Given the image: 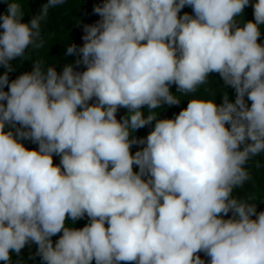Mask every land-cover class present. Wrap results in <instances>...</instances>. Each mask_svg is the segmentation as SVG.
<instances>
[{
	"label": "clouds",
	"instance_id": "9594fccd",
	"mask_svg": "<svg viewBox=\"0 0 264 264\" xmlns=\"http://www.w3.org/2000/svg\"><path fill=\"white\" fill-rule=\"evenodd\" d=\"M63 3L47 0L44 15ZM249 4L104 0L93 9L100 20L83 25L82 46H66L74 63L58 72L35 62L13 80L11 62L41 46L43 17L23 22L20 5L7 4L0 14L3 264L30 244L45 264H205L200 253L209 264H264V211L233 195L251 178L248 161L264 153V0L240 26ZM186 5L194 16L180 15ZM212 73L235 90L234 102L227 92L221 104L191 98L174 118H157L162 105L180 104L171 85L194 94ZM119 108L128 110L121 120ZM153 121L146 139L133 135ZM134 145L144 146L133 153ZM85 216L84 227L67 226Z\"/></svg>",
	"mask_w": 264,
	"mask_h": 264
},
{
	"label": "trees",
	"instance_id": "16d2710c",
	"mask_svg": "<svg viewBox=\"0 0 264 264\" xmlns=\"http://www.w3.org/2000/svg\"><path fill=\"white\" fill-rule=\"evenodd\" d=\"M10 2H15L20 5L23 13V22H28L33 17H43L40 20L41 35L36 42L41 46L37 47L35 45H30L23 57L11 62L14 71L9 73L10 80L15 79L24 72H30L35 62H42V68L45 70L50 66H54L58 72L62 71L65 64L74 63L77 57L65 55V53L66 46L70 43H75V39L71 37V32L80 24L81 19L79 14L84 6L81 0H65V3L61 5L49 7L46 15L43 13V7L47 3V0H0V14L6 12L7 4ZM255 2L256 0H250V4L244 9L242 18H238V24L240 26H243L244 22L254 19L252 4ZM184 13L195 15L192 7L187 5L181 10L180 15ZM0 31H2V29H0ZM258 43L264 45V27L261 28V36ZM78 68H83V66L81 65ZM3 71L4 69L0 68V72ZM170 90L174 95L180 98V104L172 106L162 105L160 109L156 110V112H158V119L174 118L179 111L187 107V103L191 98L211 99L215 100L217 104H221L223 102V95L226 94V92L229 100L232 102H234L236 96L235 90L230 86L224 85L218 73L210 74L208 82L201 85L194 94H181L177 92L176 85L174 84L170 86ZM245 101L250 106L251 101L247 100V96H245ZM120 109L124 117L128 110L126 108ZM142 111L144 115L147 116L148 109L146 106ZM154 124L155 121H153L151 125L137 130L133 135L137 138L146 139L149 132L153 129ZM10 128L11 126H8L6 130ZM11 130L15 131V129ZM22 142L25 147L30 150L38 148V145L31 140H23ZM143 146L144 145H134L132 152L135 153V151ZM53 161L54 164L59 165L60 157L54 155ZM246 168L251 178L242 188L235 189L233 195L250 203H257V211H264V153L252 157L248 161ZM134 170L138 171V167L134 166ZM230 216L231 213H229V217ZM88 222L89 220L87 216H85L83 219H79L75 222L69 220L67 226L78 229L84 227ZM60 235H62V233L52 237L53 244L59 239ZM36 251L37 246L35 244H30L22 250L20 257H17L13 253L12 264H45L40 256L36 255ZM200 255L201 258L205 260V264H209L210 258L205 256L204 253H200ZM0 264H3V262L0 261ZM93 264H95V262H93Z\"/></svg>",
	"mask_w": 264,
	"mask_h": 264
},
{
	"label": "water",
	"instance_id": "95a60500",
	"mask_svg": "<svg viewBox=\"0 0 264 264\" xmlns=\"http://www.w3.org/2000/svg\"><path fill=\"white\" fill-rule=\"evenodd\" d=\"M84 3V6L79 14L80 24L75 27L71 32V37L75 39V43L78 46H82L83 40L81 37L83 36V25L85 24H95L100 20V17L93 12V9L96 5H102L104 0H81ZM77 71H83V68H77ZM92 102H95L94 100ZM123 118L121 114V109H118L117 119L121 120Z\"/></svg>",
	"mask_w": 264,
	"mask_h": 264
}]
</instances>
